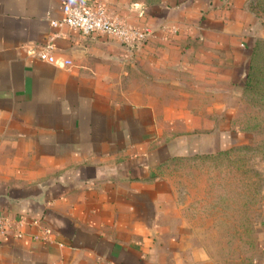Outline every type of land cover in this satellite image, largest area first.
Here are the masks:
<instances>
[{
    "label": "crops",
    "instance_id": "1",
    "mask_svg": "<svg viewBox=\"0 0 264 264\" xmlns=\"http://www.w3.org/2000/svg\"><path fill=\"white\" fill-rule=\"evenodd\" d=\"M84 1L0 0V211L24 220L0 264H167V163L234 143L217 118L248 65L244 0H95L155 29L133 47L52 25ZM197 37L208 61L188 60ZM47 43L56 64L29 53Z\"/></svg>",
    "mask_w": 264,
    "mask_h": 264
},
{
    "label": "rangeland",
    "instance_id": "2",
    "mask_svg": "<svg viewBox=\"0 0 264 264\" xmlns=\"http://www.w3.org/2000/svg\"><path fill=\"white\" fill-rule=\"evenodd\" d=\"M231 1L215 3L225 7ZM244 6L248 65L235 87L222 88L232 96L223 103L231 114L217 118L236 130L234 143L215 153L173 158L165 167L174 192L161 219L164 239H173L165 247L167 264H264V0H244ZM183 43L195 53L189 61L209 60L211 46L201 37Z\"/></svg>",
    "mask_w": 264,
    "mask_h": 264
},
{
    "label": "built area",
    "instance_id": "3",
    "mask_svg": "<svg viewBox=\"0 0 264 264\" xmlns=\"http://www.w3.org/2000/svg\"><path fill=\"white\" fill-rule=\"evenodd\" d=\"M53 26H67L88 36L94 33L115 39L127 46H135L149 40L155 29L149 25L129 23L109 13L107 7L98 1H84L77 5L65 3L61 20H52ZM51 43L30 49V55L36 59L56 64L58 62ZM71 60H64V65H70ZM24 220L6 215L0 211V235L8 233L11 228L19 227Z\"/></svg>",
    "mask_w": 264,
    "mask_h": 264
},
{
    "label": "trees",
    "instance_id": "4",
    "mask_svg": "<svg viewBox=\"0 0 264 264\" xmlns=\"http://www.w3.org/2000/svg\"><path fill=\"white\" fill-rule=\"evenodd\" d=\"M147 3H149L150 5H158L161 4V1L159 0H146Z\"/></svg>",
    "mask_w": 264,
    "mask_h": 264
}]
</instances>
